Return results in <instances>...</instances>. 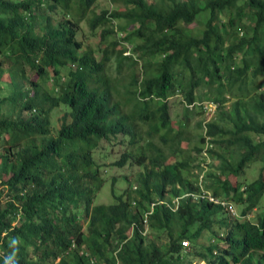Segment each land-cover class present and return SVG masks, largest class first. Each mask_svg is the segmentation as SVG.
<instances>
[{"label":"trees","instance_id":"trees-1","mask_svg":"<svg viewBox=\"0 0 264 264\" xmlns=\"http://www.w3.org/2000/svg\"><path fill=\"white\" fill-rule=\"evenodd\" d=\"M97 1L0 0V70L6 62L13 71L16 94L7 99L15 105L23 102L3 116L0 108V134H10L11 140L22 136L13 140L12 146L27 141L17 152V160L0 154V180H5L0 183V200L5 199L4 194L7 197L5 207L0 204V264H53L58 259L59 264H90L78 253L82 249L96 264H174L183 240L196 243L206 231L216 235L212 229L224 222L218 218L224 213L222 208L187 198L174 210L172 200L200 190L192 168L203 147H182L188 104L199 89L217 87L223 96L224 82L253 94L249 100H240L230 118L226 113L209 124H198L212 139L209 153L221 162L217 166L220 175L211 173L212 181L206 187L216 197L235 201L244 217L225 223L227 250L216 256L209 247L200 255L208 264H264V254H257L264 251V212L258 214L256 223L245 218L264 205V172L247 183L245 190L243 183L229 181L230 176L243 177L258 158L264 163V91L258 92L264 83L256 82L264 78V0H111L110 11L96 14ZM90 11L95 14L89 20L92 30L108 25L101 37L116 38L107 43L101 63L95 61L92 51L85 50L90 61L84 64L76 35L79 21ZM122 20L124 25L117 26ZM195 22L199 25L194 32L189 26ZM126 43L132 45L131 57L124 56ZM114 57L118 64L130 60L133 66L138 57L142 59L144 77L139 79L133 71L118 85L113 83L105 71ZM76 63L83 68L67 80V102L65 96L51 98L43 85L29 78L38 75L46 85L50 73L55 76ZM32 89L37 96L29 99L27 109L40 102L49 106L37 116L26 117L22 113ZM176 94L186 102L185 121L171 118L167 100ZM61 106L59 120L64 129L60 139V133L57 138L51 136V118ZM37 135H43L40 152L30 154ZM86 135H95L98 141L129 136L135 150L124 153L116 165L133 161L134 153H138L136 162L148 168L151 164L150 173L141 174L137 182L145 200L151 202L152 194H157L168 201L150 218L152 232L169 237L167 251L156 243H146L140 235L144 200L132 207L118 198L112 206L91 208L97 170L90 174L85 168L93 160L70 162L74 158L64 145V140ZM145 136L148 142L140 145ZM156 136L174 158L173 163L165 164L166 152L154 141ZM199 142L204 146L206 138L201 135ZM229 156L236 160H227ZM35 158L50 167V178L43 176ZM134 222L139 226L129 238ZM73 243L78 250L71 249ZM115 251L117 259L112 257Z\"/></svg>","mask_w":264,"mask_h":264},{"label":"clouds","instance_id":"clouds-1","mask_svg":"<svg viewBox=\"0 0 264 264\" xmlns=\"http://www.w3.org/2000/svg\"><path fill=\"white\" fill-rule=\"evenodd\" d=\"M96 9H97V4L95 6V11H96ZM92 10H94V8ZM101 12L97 13V11H96V14H101ZM88 14H93V16L91 18H89ZM88 14L86 15L85 20L79 21L78 33L76 35L77 41L82 44V51H84V53L82 54V61L84 64L90 61V56L85 52V50H87V51H92L93 58L95 59V61L97 63H101L102 58H103V50H105L107 47H109L107 45V43H105V41L108 39V37H106V39H103L101 37V33L103 32L104 28L108 27V25H106V27L99 26L97 28V29H99L100 27H103V29L100 33L101 41L99 42L98 47L95 48L91 45H86L83 42V40L79 38V36L82 33L80 24L83 21L88 22V24H89V20L92 19L95 15L91 11ZM54 22H56V21H54ZM204 22H205V19H204ZM193 24H191L189 26V28L193 29V31H194L196 28H191V26ZM89 27H90L91 31L97 30V29L92 30L90 24H89ZM122 35L123 34H120V36H122ZM125 46H127L128 51H126L124 53V56L131 57L133 54L132 53V45L126 43ZM83 47L85 49H83ZM99 53L101 54V56H100V59H97L96 56ZM2 60L3 59L0 58V61H2ZM136 60H137V64L134 65V67H139L140 74L137 71H135V72L137 73L139 79H142L144 77L143 68H142L143 67V61L139 57ZM128 61L132 65V62L130 60H128ZM238 61L240 62V59ZM114 63L118 64L117 61L115 60V57L110 62L107 63V66H106L107 71H105V73H106V75H108L113 80V83L118 85L119 82L116 81L115 79H113L109 74V72H110L109 70H110V68H112V65ZM123 64H124V61H123ZM238 64H240V63H238ZM3 65H4L3 66L4 71L2 69L0 70V72H1V74H0V101H4V99H6V100L3 104L1 103L2 106H0V108L2 109L1 115H5V113L12 111L15 106L16 107L17 106H19V107L23 106L22 101H20L19 105L18 104L15 105L13 103L12 99H7V98H10L13 94H16L15 93L16 89L14 88V86L11 82V74L13 73V71L8 68L10 65H8L6 62H4ZM81 66H83L81 63L70 64V66H67L66 69L61 68L62 72L60 74L58 73V74H55V76H54L53 74L50 73L48 76L45 77V79H47L46 85H44L42 78L39 77L38 75H34V77L29 76V78L32 82H36L38 84L43 85V87L45 88L47 93H49L47 95H49L51 98H53V97L54 98L64 97L65 96V90H66L64 88L67 85V80L69 79L72 72H75L80 68H83ZM122 66L123 65L120 62V64H118V71H121ZM47 71H48V69H47ZM25 72L26 73L28 72V74H29L30 70L26 67ZM27 76L28 75H26V77ZM19 79H21L22 82L24 81L22 77H20ZM256 82H257V80H256ZM24 84L28 85V82L24 81ZM224 84L226 85V88H223V89H225L223 96L219 95L218 90H220V89H218L217 87H215L216 89H214V90L209 89V91L207 89H203V90H205L204 93L202 95L201 94H199L198 96L196 95V97L191 100V103L188 104V108H189L190 113L195 108H198V112L201 110L202 114H199V115L202 117V119L198 122V124L201 121H202V123L209 124L220 116L224 117V115L226 113L229 114V118H230L231 113H234V111H235V106L240 102V100L242 98H245V100H249L252 97L253 92H249L250 90L247 88H240V87H236L234 85H228L226 82H224ZM223 89H221V90H223ZM261 91H264V88H261L258 90V92H261ZM176 95H174V96H176ZM36 96H37V94H36L35 90L32 89L29 96L25 100L26 109L22 113L24 116L32 117L35 114L37 116L38 114H40L42 112L43 108H47L49 106V103L43 104L42 102H40L38 105L32 106L28 110L27 109V102L29 101V99H33ZM174 96H171V97H174ZM231 98L234 100L233 104L231 106H228L226 103ZM64 99H65V102H67L66 96L64 97ZM168 100H167V102H168ZM184 104L186 107L185 100H184ZM61 105H63V104H61ZM66 107L69 108V105L67 103H66ZM190 113L186 114L187 120L189 119ZM62 114H63V107L61 106L60 108H55L54 115L51 118V120H52L51 136L57 138L59 136V133H60V139H61V132L64 129L61 120H59L60 115H62ZM185 127H186V124H185ZM184 132H185V128H184ZM201 135H203V137L206 138V142L204 143V146H203V143L199 142V137ZM197 136L198 137L196 139L195 145L196 146L197 145L202 146L203 152H202L200 157L196 156V158L197 157L198 158L196 159L195 163L193 164L194 168H192V172H193V177L197 180V182L200 186V190L198 192H196V194L187 193L181 197L174 198L172 200V207L174 210H177L183 200H185L187 198H193V199L195 198L199 202H206V203L212 204L216 207L222 208L224 213H219L218 218L224 219V222L220 225H218V224L214 225V228L212 230L216 233V235L206 231L203 233V235L201 237H199V239L197 240L196 243H193L189 239L183 240L181 242L182 251L178 255L174 256V258H176L178 260V262L177 263L174 262V264H182V263L183 264H208L209 260L206 258H203L200 254L204 251L207 252V249L209 247L213 248V254L216 256L220 255L221 252L227 250L230 245L226 240L228 225L225 226V223L226 222L231 223V222H234L236 220L238 221L239 219H242L244 217L241 214L242 211L240 210V208L235 204L236 203L235 201H233L231 198L229 200V199H223L220 197H216L213 194L212 190H210L206 187L212 181V178H211L212 174L211 173H213L215 175H220V169H217L214 167L215 166V159L217 160V158H213L212 154L209 153V149L211 148L213 143H212L211 137L207 136V131L203 130V133L199 134ZM21 137L22 136L17 135L14 139L11 140L10 134L1 133L0 134V141H1L0 154H3L4 156L8 157L12 161L17 160V152L21 151L22 149H24L26 147L27 141L22 139L15 146H12L10 143L13 140H15L17 138H21ZM119 137H122L121 144L124 143V139H128L129 149L126 150L124 153H126L127 151H130V150H135V147H131V145H130L131 138L129 136L125 137L123 135H120ZM145 137L140 139V143H141V141L145 140ZM185 137H186V139L183 140V142H187L188 146L185 148L183 146L182 147L184 149L192 148L190 146L192 144V140L190 139L188 134H185ZM42 139H43V135H37L36 136L37 142H36V145L31 144L30 154H35L37 152H40L41 145H42ZM113 139H116V138L112 137L110 139V141H108V140H101V141L99 140L98 141L95 138V135H86V136H82L81 138H77V139L64 140V141H66V143H64V145L68 147L67 153L70 155L71 158H74V161L70 160V162L82 161L85 158H90L93 160V164L90 165L89 167L85 168L86 172L92 174L91 170H93V169L97 170V176H94L95 180H94V184L92 185L94 195L92 196V201L90 204L91 208L97 207V206H112V205L116 204V202H118V198H120V200H123L124 202L129 201L131 203L132 207H136L139 204V201L144 200V206H145L144 213L139 218L140 219V225L142 227L140 230V235L142 234V237L146 240V243H148V244L149 243H156L163 251H167L168 247L170 245L169 237L166 234H164L162 236L154 234V232H152V228L150 225V218H152V216L155 214V210L158 206L165 205L168 203V201L166 200V198H161L157 194H152L153 198H152L151 202H149L148 200H145L144 197L140 193V191H141L140 184L137 182L138 177L141 174H146V171H148V170H149L148 172L150 173L151 164H150V168H148L145 163L136 162L135 161V155H137L138 153L133 154V158L131 159L133 161H127L122 166H119L116 164L118 161L122 160V156L124 153L120 156L119 159H117L116 161H114L112 163L101 164L99 159L108 158L110 155V152L109 153L101 152V151H103V149L101 147V143L104 141L112 143ZM257 140H258V142L261 141L260 137H257ZM147 142H148V140L143 144H140V143L139 144L145 145ZM97 144H98V146H97ZM161 147L166 152L165 156L167 157V160H166L165 164L167 165V164L173 163L174 158L171 157L170 152L164 146H161ZM97 155H99V159L97 158ZM168 156H169V159H168ZM152 158L150 161H152ZM208 159L210 160V162L207 161ZM35 160L38 163V165H40V171L43 173V176L46 179L50 178L53 175V171L46 164V162L42 163L43 159L37 160V158H35ZM227 160L235 161L236 157L235 156L234 157L229 156L227 158ZM256 161H259V163H262V167H261V171H262V168L264 165V163L262 162V159L258 158V160H255L254 162H256ZM254 162H252L251 165ZM220 163L221 162L219 160V165H220ZM250 166L248 168H250ZM114 168H117V169L114 170ZM246 170H245V174H246ZM261 171H260V174H258L259 176L257 175L258 176L257 180L259 179L261 174L264 172V171H262V172ZM231 178H234V176L229 177V181L231 180V182L234 185L236 184L237 181L239 183H243L244 184L243 190L246 189L247 183H251V182H247L245 180H241L242 177L238 178V179L236 177H235L236 179H231ZM253 178L256 180V177H253ZM3 181H5V180L3 179ZM3 181L0 180V183H2ZM108 182L111 184V202H110V196L107 197V194H109V191L104 190V188ZM120 184H124V186H126V188L123 191H121L119 189V187L121 186ZM100 193H101L100 197L102 195L105 196V198L107 200L106 202L98 201L97 198H98ZM4 196H5V199L0 200V204L2 205L3 208L5 207V200L7 199L6 194H4ZM246 196L247 195H245V198H246ZM259 209L263 210V211L258 213L259 215H261L264 212V205L262 207L256 208L254 211H252L250 214H248L245 218H247L249 221H251L253 223H256L258 220V217H257L258 214H255V212H257ZM137 226H139V224L137 222H134L132 225V228L129 230V232L127 234L129 236V238H131L134 235V233L137 229ZM162 238L167 239L166 244H164L161 241ZM201 240L205 241V249H197L196 248V245ZM71 249L74 251L77 249L76 243L71 244ZM78 253L81 256H83L87 261H89L90 264H96V259L88 251L82 249L80 251L78 250ZM117 253H118V251L113 252L112 257L117 259ZM257 254L263 255L264 251H260ZM190 255H193L197 259L195 261H192V262H186V257L190 256ZM168 259H170V256H168ZM59 261H60V259L55 261L53 264H59ZM231 264H232V262H231Z\"/></svg>","mask_w":264,"mask_h":264},{"label":"rangeland","instance_id":"rangeland-1","mask_svg":"<svg viewBox=\"0 0 264 264\" xmlns=\"http://www.w3.org/2000/svg\"><path fill=\"white\" fill-rule=\"evenodd\" d=\"M111 8H113V4L111 2V0H99L97 2V13H100L102 10H108L110 11ZM93 16V14H88V17L91 18ZM117 26L120 25H124V21H118ZM249 22H244V25H248ZM81 35L79 36L80 39L83 40V42L86 45H91L93 47H98L99 42L101 41L100 39V33L103 29V27H100L99 29H97L96 31H91L88 22L83 21L81 24ZM198 27V23H194L191 28H197ZM115 35H112L111 37H109L105 43H109L110 41L115 39ZM136 42L140 43V40L136 39ZM101 54L99 53L96 57L97 59H100ZM238 63H240L238 61ZM109 74L110 76L115 79L118 82H121L123 80L124 77L128 76L131 74L132 71H137L140 74V70L139 67H134L133 65H131V63L129 61H125L121 71H118V64L114 63L112 65V68H110L109 70ZM262 80V81H261ZM257 82H263L264 83V78L263 79H259ZM205 90L203 89H199L198 90V94H203ZM200 95V96H201ZM199 96V97H200ZM228 100V99H227ZM233 99L231 98L230 100H228V102L226 103L228 106H231L233 104ZM168 104L170 106V110H171V118L175 121L176 119H181L185 121L186 120V115L184 114L185 112V104H184V97L181 96L180 94H177L174 97H171L168 100ZM128 107H124V110H127ZM3 114V113H2ZM202 114L201 110L198 112V108H195L189 115V119L186 120V127L185 125L183 126V128H185L186 134H188V136L190 137V139L192 140V144L190 145L191 147H195L196 145V139H197V135L202 134L203 130L199 128L198 126V122L202 119V117L199 115ZM3 116V115H2ZM143 130L146 131L147 127H143ZM196 137V138H195ZM121 140L122 137H119L117 139H113L112 143L110 142H102L101 143V147L103 149V153H109L110 155L108 158H104V159H99V155H97V158L100 160L101 164L104 163H112L114 161H116L117 159L120 158V156L129 149V144H128V139H124V143L121 144ZM147 141V138L145 137L144 141H141L140 144H143ZM155 142L160 145L163 146L161 144V139L159 136L155 137ZM182 146L185 148L188 146L187 142H183ZM208 162H210V160H207ZM219 165V160L217 158V160L215 159V168H217V166ZM261 167H262V163H259V161L254 162L250 168H248L246 170V174L241 178V180H245L247 182H253L255 179L253 177H256V179L258 178V174H260L261 171ZM104 169V168H103ZM117 168H114V170H116ZM197 171V170H196ZM258 175V176H257ZM231 179H236L231 178ZM121 186L119 187V189L121 191H123L126 186H124V184H120ZM104 190H108L109 194H107V197L110 196V202H111V184L108 182L107 185L105 186ZM102 193V192H101ZM101 193L98 196V201L100 202H106V198L104 195H101ZM109 202V203H110ZM263 210H258L257 212H255V214H258L259 212H261ZM86 225H88V222H86ZM164 244L167 243V239L166 238H162L161 240ZM197 249H205V241L201 240L199 241V243L196 245ZM197 258L194 257L193 255L187 256L186 257V262H192L195 261Z\"/></svg>","mask_w":264,"mask_h":264}]
</instances>
